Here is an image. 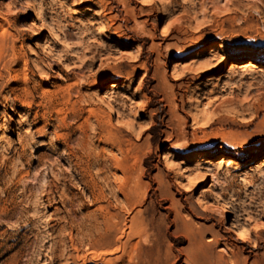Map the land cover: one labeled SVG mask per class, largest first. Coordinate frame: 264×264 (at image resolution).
<instances>
[{
  "label": "rangeland",
  "instance_id": "obj_1",
  "mask_svg": "<svg viewBox=\"0 0 264 264\" xmlns=\"http://www.w3.org/2000/svg\"><path fill=\"white\" fill-rule=\"evenodd\" d=\"M263 17L0 0V264H264ZM99 208L114 243L87 251Z\"/></svg>",
  "mask_w": 264,
  "mask_h": 264
},
{
  "label": "bare ground",
  "instance_id": "obj_2",
  "mask_svg": "<svg viewBox=\"0 0 264 264\" xmlns=\"http://www.w3.org/2000/svg\"><path fill=\"white\" fill-rule=\"evenodd\" d=\"M161 10H162V8H161ZM262 22L264 23V17H263ZM181 52L183 54L185 51H181ZM251 66H252V63L249 62V63H246V65L242 66V68L245 70ZM177 67H178L177 64H174L172 67V74L174 76H176ZM182 78H185V77H179L178 79H182ZM108 82H112V80H107L106 83H108ZM60 97L62 98V97H64V95H61ZM22 98H24V97L22 96L21 92L14 94V100L16 102H24L22 100ZM192 148L194 149V148H196V146L193 145ZM192 155H193V151H191V156ZM263 155H264V153L261 152V154L259 156H263ZM170 165H171V162L169 160H167L166 166H170ZM104 211H105L104 208L98 209V213H99L98 218L102 219L101 223L97 222V220H98V218H97L92 223H88V224H85V222L80 223V224H77L76 226H74V228L72 229L76 232L77 236L79 235V237H80V239H79V243L81 244L80 246H85L86 247L85 250H87V251L91 250V249L101 250L102 248L114 243V241L110 240V234H111V232H114L117 229L118 222L117 221H113L112 223H107V221L105 222L104 221L105 220V217H104L105 212ZM229 212L230 211H228V213ZM104 228H106V229L104 230ZM228 230H229V232L235 233L239 237L240 240L245 238V233L242 230H240L237 222L235 223V222L231 221ZM118 242H120V241H118ZM79 251H80L79 248H74V252L78 253ZM99 256L102 258H105L106 253H100Z\"/></svg>",
  "mask_w": 264,
  "mask_h": 264
}]
</instances>
